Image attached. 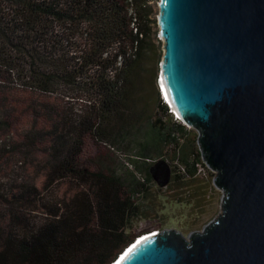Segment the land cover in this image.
Listing matches in <instances>:
<instances>
[{
    "label": "trees",
    "instance_id": "obj_1",
    "mask_svg": "<svg viewBox=\"0 0 264 264\" xmlns=\"http://www.w3.org/2000/svg\"><path fill=\"white\" fill-rule=\"evenodd\" d=\"M149 2L0 0V264H114L155 231L153 168L204 166L160 96Z\"/></svg>",
    "mask_w": 264,
    "mask_h": 264
},
{
    "label": "water",
    "instance_id": "obj_2",
    "mask_svg": "<svg viewBox=\"0 0 264 264\" xmlns=\"http://www.w3.org/2000/svg\"><path fill=\"white\" fill-rule=\"evenodd\" d=\"M159 83L222 192L202 230L140 236L114 264H264V0H159ZM162 82V83H161ZM162 187L169 168H153Z\"/></svg>",
    "mask_w": 264,
    "mask_h": 264
},
{
    "label": "rangeland",
    "instance_id": "obj_3",
    "mask_svg": "<svg viewBox=\"0 0 264 264\" xmlns=\"http://www.w3.org/2000/svg\"><path fill=\"white\" fill-rule=\"evenodd\" d=\"M158 1L150 0L149 5L152 9L151 19H156L158 15ZM152 37L151 42L154 45V49L159 54L158 63V75L160 78V64L163 56V41L158 36L157 25L151 24ZM156 71L155 63L146 62V67H151ZM159 83V92H160ZM152 87L150 85L145 86L144 92H151ZM154 91V90H153ZM162 100L163 95L160 94ZM174 121H182L174 116ZM190 136L193 138L197 136V131L189 126L185 125ZM134 155L129 154L126 151L121 150L118 153V165L117 172L123 175L125 172V165L129 163L128 157ZM204 164V162H203ZM214 172L210 171L205 165H198L195 175L186 176L181 182L170 183V185L161 187L160 191H157V185H154L153 194V208L150 212L153 220L151 221V229L155 231H162L164 229H175L187 236L191 232L200 231L211 220L216 218L221 209L222 192L214 185ZM159 190V189H158ZM148 204H145V207ZM151 207V206H150ZM146 209V208H145ZM147 212V210H145ZM148 213V212H147ZM157 216V219L155 218ZM142 223V222H141ZM144 225V222L143 224ZM141 226V225H136ZM148 226V225H146Z\"/></svg>",
    "mask_w": 264,
    "mask_h": 264
},
{
    "label": "clouds",
    "instance_id": "obj_4",
    "mask_svg": "<svg viewBox=\"0 0 264 264\" xmlns=\"http://www.w3.org/2000/svg\"><path fill=\"white\" fill-rule=\"evenodd\" d=\"M160 94H162L163 96H164V93H161V90H160ZM163 99H164V97H163ZM164 101V100H163ZM174 116V115H173ZM179 119V118H178Z\"/></svg>",
    "mask_w": 264,
    "mask_h": 264
},
{
    "label": "bare ground",
    "instance_id": "obj_5",
    "mask_svg": "<svg viewBox=\"0 0 264 264\" xmlns=\"http://www.w3.org/2000/svg\"><path fill=\"white\" fill-rule=\"evenodd\" d=\"M161 83H162V82H161ZM162 89H163V85H162ZM163 91H164V89H163ZM148 233H149V232H148ZM145 234H147V233H145ZM145 234H142V235H145ZM142 235H141V236H142Z\"/></svg>",
    "mask_w": 264,
    "mask_h": 264
},
{
    "label": "built area",
    "instance_id": "obj_6",
    "mask_svg": "<svg viewBox=\"0 0 264 264\" xmlns=\"http://www.w3.org/2000/svg\"><path fill=\"white\" fill-rule=\"evenodd\" d=\"M203 166V165H202Z\"/></svg>",
    "mask_w": 264,
    "mask_h": 264
}]
</instances>
